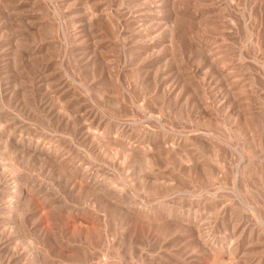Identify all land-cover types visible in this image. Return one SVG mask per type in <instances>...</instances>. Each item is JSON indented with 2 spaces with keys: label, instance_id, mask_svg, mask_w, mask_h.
I'll return each instance as SVG.
<instances>
[{
  "label": "rangeland",
  "instance_id": "374dc122",
  "mask_svg": "<svg viewBox=\"0 0 264 264\" xmlns=\"http://www.w3.org/2000/svg\"><path fill=\"white\" fill-rule=\"evenodd\" d=\"M22 1L0 7V264H264V0Z\"/></svg>",
  "mask_w": 264,
  "mask_h": 264
},
{
  "label": "bare ground",
  "instance_id": "6f19581e",
  "mask_svg": "<svg viewBox=\"0 0 264 264\" xmlns=\"http://www.w3.org/2000/svg\"><path fill=\"white\" fill-rule=\"evenodd\" d=\"M11 0H0V7H2V8H5L6 7V5H8L7 4V2L9 3ZM22 1V0H21ZM25 1V0H24ZM182 1V0H181ZM226 1V0H225ZM13 2V1H12ZM15 2H17V1H15ZM20 2V1H19ZM23 2V1H22ZM183 2V1H182ZM248 2V1H247ZM192 3V2H191ZM222 3V2H221ZM19 5V4H18ZM17 5V6H18ZM189 5V2H187V7H186V9L184 10V12H182V13H184V16H185V21H186V26L187 27H184V28H188V26L190 25V21H192V19L194 18V19H198V17H197V15H196V13H194V15H193V12H191V10H190V5ZM231 5V4H230ZM20 6H22V4L20 5ZM23 6H25V4L23 5ZM22 6V7H23ZM185 6V5H184ZM192 6V5H191ZM8 7V6H7ZM12 7V6H11ZM21 8V7H20ZM10 9V8H9ZM11 9H13V8H11ZM196 9V8H195ZM203 9V8H202ZM255 9V8H254ZM258 9V8H257ZM262 9H263V7H262ZM21 10V9H20ZM230 10V9H229ZM240 10V9H239ZM4 11V13H5V11L6 10H3ZM9 11V10H8ZM17 11V10H16ZM180 11H181V9H180ZM200 11H201V9H200ZM23 12V11H22ZM234 12V11H233ZM12 13H13V10H12ZM11 13V14H12ZM199 13V12H198ZM248 13H249V11H248ZM16 14V13H15ZM14 14V15H15ZM263 14V13H262ZM6 14H4V17H6L5 16ZM248 15V14H247ZM10 16V15H9ZM8 16V17H9ZM13 16V15H12ZM17 16V15H16ZM204 16H205V14H204ZM256 16V15H255ZM203 17V16H202ZM7 18V17H6ZM19 18V17H18ZM17 18V19H18ZM21 18H22V16H21ZM24 18V17H23ZM5 19V18H4ZM14 19V18H13ZM12 19V20H13ZM203 19V18H202ZM6 20V19H5ZM4 20V21H5ZM20 20V19H19ZM237 20V19H236ZM201 21V20H200ZM241 21V20H240ZM18 22H20V21H18ZM106 22V21H105ZM182 22V21H181ZM219 22V21H218ZM252 22V21H251ZM184 23V22H183ZM9 24V23H8ZM179 24H182V23H180L179 22ZM258 23H256V25H257ZM108 25V24H107ZM185 25V24H184ZM209 25V24H208ZM248 25V24H247ZM19 26H21L22 27V25H20L19 24ZM110 26V25H109ZM113 26V25H112ZM179 26V25H178ZM240 26H242L241 24H240ZM1 27V26H0ZM7 27V26H6ZM111 27V26H110ZM181 27V26H180ZM205 28V27H204ZM256 28V27H255ZM206 29V28H205ZM1 30V29H0ZM2 30H4V29H2ZM11 30V29H10ZM185 30V29H184ZM7 31V30H6ZM18 31V30H17ZM20 31V30H19ZM112 31V30H111ZM178 31V30H177ZM234 31V30H233ZM249 31V30H248ZM195 32V31H194ZM193 32V33H194ZM1 33V32H0ZM8 33V32H7ZM25 33V32H24ZM186 33L188 34V31H186ZM202 33V32H201ZM225 33V32H224ZM231 33V32H230ZM260 33V32H259ZM10 34V33H9ZM187 34H186V36H187ZM243 34V33H242ZM11 35V34H10ZM29 35V34H28ZM231 35V34H230ZM26 36V35H25ZM22 37H24V36H22ZM207 37V36H206ZM264 37V36H263ZM33 38V37H32ZM188 38H189V36H188ZM16 39H17V37H16ZM15 39V40H16ZM34 39V38H33ZM206 39V38H205ZM234 39V38H233ZM262 39V38H261ZM6 40V39H5ZM27 39H25V41H26ZM207 40V39H206ZM235 40V39H234ZM9 41V40H8ZM185 41V40H184ZM186 41H188V39H186ZM190 41V40H189ZM200 41V40H199ZM203 41V40H202ZM1 42V41H0ZM12 42V41H11ZM10 42V43H11ZM15 42H17V41H15ZM19 42H20V40H19ZM28 42V41H27ZM191 42V41H190ZM189 42V43H190ZM262 42V41H261ZM5 43V42H4ZM8 43V42H7ZM181 43V42H180ZM199 43V42H198ZM1 44V43H0ZM23 44V43H22ZM27 44V43H26ZM192 44V43H191ZM197 45V44H196ZM199 45H201V44H199ZM199 45H197V47L199 48ZM6 46V45H5ZM17 46V45H16ZM24 46H25V44H24ZM34 46V45H33ZM41 46V45H40ZM194 46H195V43H194ZM193 46V48H195ZM202 46V45H201ZM205 46V45H204ZM7 47V46H6ZM5 47V48H6ZM14 47H15V45H14ZM18 47V46H17ZM27 47V46H26ZM21 48V47H20ZM94 48V47H93ZM184 48V47H183ZM262 48H264V47H262ZM3 49H4V47H3ZM35 49V48H34ZM189 49H190V46H189ZM200 49H202V48H200ZM210 49V48H209ZM212 49V48H211ZM7 50V49H6ZM9 50V49H8ZM7 50V51H8ZM12 50V49H11ZM20 50H22V49H20ZM36 50V49H35ZM147 50H148V48H147ZM195 50V49H194ZM215 50V49H214ZM201 51H204V49H202ZM208 51V50H207ZM206 51V52H207ZM211 51V50H210ZM4 52H6L5 50H4ZM38 52V51H37ZM36 52V53H37ZM182 52H183V50H182ZM186 52H188V51H186ZM12 53V52H11ZM210 53V52H209ZM219 53H221L220 51H219ZM241 53V52H240ZM13 54V53H12ZM26 54V53H25ZM31 54H33V53H31ZM3 55V54H2ZM26 55H28V54H26ZM207 55H208V52H207ZM214 55V54H213ZM6 56V55H5ZM185 56V55H184ZM211 56V55H210ZM4 57V56H3ZM7 57V56H6ZM28 57V56H27ZM26 57V58H27ZM199 57V56H198ZM198 57H196V58H198ZM223 57V56H222ZM5 58V57H4ZM104 58V57H103ZM146 58V57H145ZM21 59V58H20ZM213 59V58H212ZM5 60V59H4ZM27 60V59H26ZM151 60V59H150ZM195 60V59H194ZM193 60V61H194ZM214 60V59H213ZM2 61V60H1ZM8 61V60H7ZM103 61V60H102ZM183 61V60H182ZM192 61V60H191ZM211 61V60H210ZM204 62H205V60H204ZM1 63H3V62H1ZM144 63V62H143ZM212 63V62H211ZM20 64V63H19ZM28 64V63H27ZM31 64V63H30ZM4 65V64H3ZM3 65H2V67H3ZM102 65V64H101ZM103 65H104V63H103ZM204 65V64H203ZM40 66V65H39ZM107 66V65H106ZM205 66H206V64H205ZM251 66V65H250ZM102 67V66H101ZM154 67V66H153ZM177 67V66H176ZM20 68V67H19ZM107 68V67H106ZM200 68V67H199ZM218 68V67H217ZM216 68V69H217ZM1 69V68H0ZM13 69V68H12ZM23 69H24V67H23ZM14 70V69H13ZM38 70V69H37ZM43 70V69H42ZM141 70V69H140ZM155 70V69H154ZM189 70V69H188ZM219 70V69H218ZM217 70V71H218ZM233 70V69H232ZM12 71V70H11ZM16 71V70H15ZM14 71V72H15ZM19 71H20V69H19ZM39 71V70H38ZM95 71V70H94ZM99 71V70H98ZM108 71H110V70H108ZM178 71V70H177ZM13 72V73H14ZM40 72V71H39ZM216 72V71H215ZM6 73V72H5ZM8 73V72H7ZM6 73V74H7ZM10 73V72H9ZM20 73V72H19ZM23 73V72H22ZM42 73V72H41ZM99 73H101V72H99ZM109 73V72H108ZM111 73V72H110ZM158 73V72H157ZM160 73V72H159ZM143 74V73H142ZM191 74V73H190ZM209 74V73H208ZM214 74V73H213ZM223 74V73H222ZM15 74H13V76H14ZM28 75V74H27ZM112 75V74H111ZM180 75V74H179ZM261 75H263V74H261ZM8 76V75H7ZM10 76V75H9ZM18 76V75H17ZM30 76V75H29ZM145 76V75H144ZM229 76V75H228ZM6 77V76H5ZM23 77V76H22ZM147 77V76H146ZM145 77V78H146ZM188 77V76H187ZM186 77V78H187ZM225 77V76H224ZM15 78V77H14ZM27 78V77H26ZM226 78V77H225ZM236 78V77H235ZM1 79H4V78H1ZM9 79V78H8ZM23 79V78H22ZM35 79V78H34ZM216 79V78H215ZM5 80V79H4ZM16 80V79H15ZM14 80V81H15ZM183 80V79H182ZM192 80V79H191ZM242 80H243V78H242ZM1 81V80H0ZM13 81V80H12ZM43 81V80H42ZM112 81H113V78H112ZM191 82V81H190ZM238 82V81H237ZM259 82V81H258ZM258 82H256V83H258ZM8 83V82H7ZM11 83V82H10ZM14 83V82H13ZM13 83H12V85H13ZM32 83V82H31ZM116 83V82H115ZM168 83V82H167ZM171 83V82H170ZM5 84V83H4ZM59 84V83H58ZM172 84V83H171ZM11 85V84H10ZM57 85V84H56ZM62 85V84H61ZM168 85V84H167ZM175 85V84H174ZM174 85H171V86H174ZM197 85V84H196ZM221 85V84H220ZM226 85H228V83L226 84ZM225 85V86H226ZM2 86V85H1ZM20 86V85H19ZM25 86V85H24ZM27 86V85H26ZM170 86V85H169ZM195 86V85H194ZM194 86H193V88H194ZM246 86V85H245ZM4 87H6V86H4ZM66 87V86H65ZM156 87V86H155ZM222 87V86H221ZM228 87V86H227ZM261 87V86H260ZM1 88V87H0ZM13 88V87H12ZM20 88H22V87H20ZM25 88V87H24ZM29 88V87H28ZM64 88V87H63ZM68 88V87H67ZM177 88V87H176ZM10 88H8V90H9ZM18 89H19V87H18ZM65 89V88H64ZM163 89V88H162ZM74 90V89H73ZM195 90V89H194ZM193 90V91H194ZM4 91V90H3ZM18 91H20V89L18 90ZM21 91H22V89H21ZM30 91V90H29ZM62 91V90H61ZM190 91V90H189ZM196 91V90H195ZM27 92V91H26ZM69 92V91H68ZM222 92V91H221ZM176 93V92H175ZM9 94H10V92H9ZM21 94V93H20ZM19 94V96H22V95H20ZM161 94V93H160ZM169 94V93H168ZM40 95V94H39ZM1 94H0V98H1ZM35 97V96H34ZM20 98V97H19ZM2 100V99H1ZM28 100V99H27ZM81 101V100H80ZM79 102V101H78ZM3 103V102H2ZM4 104V103H3ZM6 107V106H5ZM73 109V108H72ZM202 109V108H201ZM29 110V109H28ZM3 111V110H2ZM40 111V110H39ZM81 111H82V109H81ZM238 111V110H237ZM89 112V111H88ZM14 113V112H13ZM32 113H34L33 111H32ZM86 113V112H85ZM92 113V112H91ZM20 115V114H19ZM35 115H37V114H35ZM43 115V114H42ZM95 115V114H94ZM209 115V114H208ZM109 118H111V117H109ZM4 119V118H3ZM1 120V119H0ZM5 120V119H4ZM117 120V119H116ZM2 122V121H1ZM7 122V121H6ZM110 123V122H109ZM132 123V122H131ZM125 125V124H124ZM7 128V127H6ZM163 130V129H162ZM7 131V130H6ZM1 133V132H0ZM196 133V132H195ZM2 134V133H1ZM178 134V133H177ZM162 135V134H161ZM14 136V135H13ZM154 137V136H153ZM15 138V137H14ZM119 139H120V137H119ZM10 140H12V139H10ZM167 140V139H166ZM195 141V140H194ZM16 142V141H15ZM145 142V141H144ZM155 142V141H154ZM171 143V142H170ZM172 145V144H171ZM34 146V145H33ZM37 146H39V145H37ZM46 146V145H45ZM138 146V145H137ZM75 147V146H74ZM136 147V146H135ZM77 148V147H76ZM28 149V148H27ZM34 149V148H33ZM83 149V148H82ZM41 151V150H40ZM181 151V150H180ZM43 152V151H42ZM179 152V151H178ZM47 153V152H46ZM45 153V154H46ZM181 153V152H180ZM60 155V154H59ZM20 156V155H19ZM88 156H90V155H88ZM156 156V155H155ZM154 156V157H155ZM195 157V156H194ZM186 158V157H185ZM155 159V158H154ZM252 160V159H251ZM53 161V160H52ZM162 161V160H161ZM33 162V161H32ZM158 162V161H157ZM73 163V162H72ZM10 164V163H9ZM68 164V163H67ZM75 164V163H74ZM159 164V163H158ZM251 164V163H250ZM65 166V165H64ZM196 166V165H195ZM251 166H253V164H251ZM197 167V166H196ZM11 169V168H10ZM64 169V168H63ZM82 169V168H81ZM204 171V170H203ZM24 173V172H23ZM86 173V172H85ZM87 174V173H86ZM256 174V173H255ZM18 176V175H17ZM77 176V175H76ZM89 178V177H88ZM248 178V177H247ZM2 180H5L6 178L5 177H3V178H1ZM63 179V178H62ZM1 180V181H2ZM65 180V179H64ZM171 180V179H170ZM175 181H176V179H175ZM251 183V182H250ZM2 186V185H1ZM0 186V187H1ZM6 186H9V185H6ZM37 186V185H36ZM71 186V185H70ZM93 186V185H92ZM253 186V185H252ZM29 191V190H28ZM254 192V191H253ZM49 193V192H48ZM184 193V192H183ZM28 194V193H27ZM30 194V193H29ZM254 194V193H253ZM13 195V194H12ZM183 195V194H182ZM70 196V195H69ZM264 196V195H263ZM29 197V196H28ZM71 197V196H70ZM257 197V196H256ZM4 198V197H3ZM38 198V197H37ZM40 198V197H39ZM46 200V199H45ZM67 201V200H66ZM57 202V201H56ZM43 203V202H42ZM22 205V204H21ZM53 205V204H52ZM76 205V204H75ZM4 206V205H3ZM15 208V207H14ZM50 208H52V207H50ZM251 209V208H250ZM9 212V211H8ZM101 214V213H100ZM177 217V216H176ZM51 219V218H50ZM230 219V218H229ZM262 221V220H261ZM260 221V222H261ZM233 222V221H232ZM20 223V222H19ZM213 223V222H212ZM92 224V223H91ZM172 224V223H171ZM264 224V223H263ZM262 224V225H263ZM19 225V224H18ZM52 225V224H51ZM19 226H21V224L19 225ZM222 226V225H221ZM262 227V226H261ZM260 227V228H261ZM259 228V229H260ZM172 229H173V227H172ZM228 229V228H227ZM23 230V229H22ZM196 230V229H195ZM231 230V229H230ZM204 231V230H203ZM195 232H197V231H195ZM198 232H200V231H198ZM254 232V231H253ZM238 233V232H237ZM194 234V233H193ZM26 235V234H25ZM53 235V234H52ZM103 235V234H102ZM241 236V235H240ZM249 236V235H248ZM253 236V235H252ZM262 240L264 241V232H262ZM137 237V236H136ZM197 237H199V235L197 236ZM202 237V236H201ZM200 237V238H201ZM255 237V236H254ZM257 237V236H256ZM3 238H4V236H3ZM6 238V237H5ZM7 239V238H6ZM31 239V238H30ZM257 239V238H256ZM255 239V240H256ZM197 240V239H196ZM245 240V239H244ZM193 241V240H192ZM258 241V240H257ZM1 242H2V240H1ZM29 242V241H28ZM30 242H32V241H30ZM200 243H201V241H199ZM215 242V241H214ZM4 243V242H3ZM5 243H7V242H5ZM1 244V243H0ZM33 244V243H32ZM99 244V243H98ZM95 245V244H94ZM2 246V245H1ZM4 246V245H3ZM7 246V245H6ZM229 246V245H228ZM262 246V245H261ZM264 249V248H263ZM202 250V249H201ZM261 250V249H260ZM36 251H37V249H36ZM257 251H258V249H257ZM40 252V251H39ZM38 253V252H37ZM10 255V254H9ZM16 255V254H15ZM91 255V254H90ZM167 255V254H166ZM258 255V254H257ZM145 256V255H144ZM197 256V255H196ZM169 257V256H168ZM230 257V256H229ZM249 257V256H248ZM18 260V259H17ZM88 260V259H87ZM233 260V259H232ZM8 261V260H7ZM196 261V260H195ZM84 262V261H83ZM242 262V261H241ZM11 264V263H10ZM245 264V263H244Z\"/></svg>",
  "mask_w": 264,
  "mask_h": 264
}]
</instances>
